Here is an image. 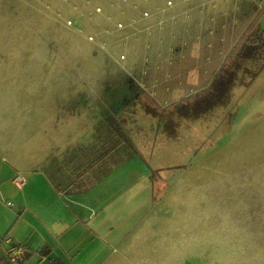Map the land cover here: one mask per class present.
<instances>
[{
  "label": "crops",
  "instance_id": "0c3cea01",
  "mask_svg": "<svg viewBox=\"0 0 264 264\" xmlns=\"http://www.w3.org/2000/svg\"><path fill=\"white\" fill-rule=\"evenodd\" d=\"M6 33L0 43V264H11L5 238L22 246L12 264H182V230L208 228L210 213L217 222L220 215L223 241L230 214L238 213V264H264V111L234 139L166 177L168 188L156 198L154 166L119 158L110 142L103 152L97 126L68 114L59 119L63 88L55 70L69 62H55L62 50H55L52 35ZM127 162L130 168L115 172ZM16 173L25 180L21 188L12 182Z\"/></svg>",
  "mask_w": 264,
  "mask_h": 264
},
{
  "label": "rangeland",
  "instance_id": "374dc122",
  "mask_svg": "<svg viewBox=\"0 0 264 264\" xmlns=\"http://www.w3.org/2000/svg\"><path fill=\"white\" fill-rule=\"evenodd\" d=\"M165 1L0 0V43L7 41L6 32L13 29L52 35L55 50H62L55 52V62H69L68 69L55 70L63 88L59 119L68 114L80 123L97 126L99 138L105 141L103 114L113 98L127 95L128 76L160 106L177 101L210 80L248 23L264 8V0H172V7H165ZM143 11L149 16L144 17ZM185 12L188 19L183 18ZM18 14L21 19L14 20ZM257 24L264 29V11ZM232 101L229 122L220 114L209 123L183 125L177 141L163 140L154 120L139 112L137 105L124 110V130L137 150L135 161L154 167L181 166L163 171L168 177L197 155L234 139L264 111V71L250 84L235 87ZM91 136L86 134L85 139ZM130 164L115 172H125ZM230 216L224 241L220 215L217 222L209 214L208 228L182 230L181 263L238 264V213Z\"/></svg>",
  "mask_w": 264,
  "mask_h": 264
},
{
  "label": "trees",
  "instance_id": "16d2710c",
  "mask_svg": "<svg viewBox=\"0 0 264 264\" xmlns=\"http://www.w3.org/2000/svg\"><path fill=\"white\" fill-rule=\"evenodd\" d=\"M264 8L258 10L247 27L224 56L221 64L210 80L191 94L160 106L142 87L130 76L126 78V94L113 98L103 114L101 126H105L106 139L103 142V152L117 148L118 157L134 156L135 146L125 132L126 121L123 111L137 105L139 112L151 117L155 129L163 140L177 141L182 137L183 125L199 121L209 123L216 117L223 116L231 120L230 110H233V90L237 86L250 84L264 70V29L258 27V16ZM224 110L225 112H217ZM219 121V120H215ZM100 136V135H99ZM181 166L167 165L154 167L151 171V185L159 198L168 188V182L163 171H169ZM20 260V259H19ZM17 260V261H19Z\"/></svg>",
  "mask_w": 264,
  "mask_h": 264
},
{
  "label": "built area",
  "instance_id": "2783aa9c",
  "mask_svg": "<svg viewBox=\"0 0 264 264\" xmlns=\"http://www.w3.org/2000/svg\"><path fill=\"white\" fill-rule=\"evenodd\" d=\"M122 1H126V0H122ZM172 6H173V1L172 0H166L165 1V7H172ZM95 11L96 12H99L100 11V8L99 7H96L95 8ZM142 15L144 17H148L149 16V13L147 11H143L142 12ZM183 18L184 19H188L189 18V14L187 12H185L183 14ZM161 23L162 22L160 21L159 24H161ZM67 24L68 25H71L72 23H71L70 20H68L67 21ZM118 27L121 28L122 27V24L119 23L118 24ZM91 39H92V37H89V40H91ZM12 182L18 188H21L24 185L25 180H24L23 176L20 173H16L15 176L13 177V179H12ZM4 243L6 245L8 262L12 264V263L16 262L20 258L21 254H22V251H23L22 250V246L20 244H13L11 242V239L10 238H5L4 239Z\"/></svg>",
  "mask_w": 264,
  "mask_h": 264
}]
</instances>
